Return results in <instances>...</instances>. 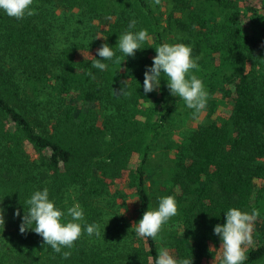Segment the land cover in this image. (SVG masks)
<instances>
[{"label":"trees","instance_id":"trees-1","mask_svg":"<svg viewBox=\"0 0 264 264\" xmlns=\"http://www.w3.org/2000/svg\"><path fill=\"white\" fill-rule=\"evenodd\" d=\"M166 1L167 10L160 0H34L32 16L0 13V203L7 209L0 264H153L161 244L203 264L220 246L213 226L229 207L258 211L243 264H264V0ZM58 9L105 23L99 32L111 46L130 19L149 40L134 57L117 50L101 72L89 55L103 38L89 34L57 52L49 19ZM167 35L191 45L199 57L193 71L215 96L207 118L182 131L181 100L165 81L143 91L152 47ZM126 80L129 94L115 95ZM221 106L223 114L211 117ZM127 171L139 220L157 197L178 201L159 241L137 238L109 198ZM43 187L62 208L78 201L86 221L102 225L101 236L82 234L64 258L35 232L21 233L13 213L22 215Z\"/></svg>","mask_w":264,"mask_h":264},{"label":"clouds","instance_id":"clouds-1","mask_svg":"<svg viewBox=\"0 0 264 264\" xmlns=\"http://www.w3.org/2000/svg\"><path fill=\"white\" fill-rule=\"evenodd\" d=\"M33 3L34 0H0V13L21 20L35 14ZM136 23L135 19L129 20L127 28L119 34L115 46L107 43L102 31L98 32L93 39L103 38L104 42L96 49L95 56L89 55L92 58L89 61L90 67L103 72L107 69V61L116 55L117 50L126 58L134 57L136 50L143 49L141 46L149 40V33L144 28L135 30ZM152 48L155 55L152 63L145 66L143 73L144 93L158 90L163 79L169 94L182 100L186 108L192 110L193 118L198 119L206 108L208 99L203 81L193 71L198 69L199 57L193 56L191 45L182 42H162ZM87 74L92 76L91 72ZM113 92L117 96L128 95L127 80L122 81V86L118 90L113 89ZM157 201L156 207L145 210L142 218L132 225L137 238L159 241L162 239L163 226L177 215L178 201L175 196H160ZM26 204L28 207H23L22 215L19 210L13 213L21 219L19 231L35 232L42 237L44 245L50 246L64 258L71 253L63 249H71L82 234L89 237L101 236L102 225L96 221L88 223L85 210L78 201L62 208L50 197L48 187L33 190ZM6 212L7 209L0 203V228L4 227ZM223 214V223L213 226V233L220 241L219 264H243L246 260L245 246L251 243L253 222L259 213L256 209L249 212L238 207H229ZM106 225L103 226V233ZM153 264H192V255H179L171 247L161 244L153 258Z\"/></svg>","mask_w":264,"mask_h":264},{"label":"rangeland","instance_id":"rangeland-1","mask_svg":"<svg viewBox=\"0 0 264 264\" xmlns=\"http://www.w3.org/2000/svg\"><path fill=\"white\" fill-rule=\"evenodd\" d=\"M160 4H163L165 7L162 10H167L166 0H160ZM50 26L53 27V31L51 33L52 41L55 42V48L58 51L62 49H66L71 46L73 43H85V36L89 34L96 35L99 30L105 29V23L101 22L98 19H91L86 14L82 15L78 9L73 11H64L63 9H58L51 15L49 19ZM172 36L167 35V42L169 43H177V41L172 40ZM90 42V41H89ZM87 42L86 44H88ZM85 44V45H86ZM86 53L91 54L90 51L86 50ZM87 55V54H86ZM215 96L209 97L207 99L206 108L199 115L198 119H194L192 116V110L186 108L183 101L181 100L180 112L181 115L178 117L175 122L180 126L179 131L184 130L186 127L194 126L199 122L203 121L209 115L210 108V100ZM223 106L219 107L217 111L211 116L215 117L217 115L223 114L221 111ZM224 109L228 111L230 109V104L227 106L224 104ZM160 147L156 149L158 153L160 152ZM155 151V153H156ZM137 163V158L134 157L132 159V165L134 166ZM129 172H125L122 178L118 180H114L110 186V196L109 198L112 200H116V203L119 205L117 207L120 210L121 215L124 218V222L126 225H133L135 222L139 221V201L134 193V190L129 187L127 182ZM68 195H71L68 193ZM107 198V197H106ZM108 198V199H109ZM69 203V200H68ZM124 212V213H123ZM0 236V242H1ZM215 250V249H214ZM219 263V255L218 248L215 251L214 256L207 258L203 264H217Z\"/></svg>","mask_w":264,"mask_h":264}]
</instances>
